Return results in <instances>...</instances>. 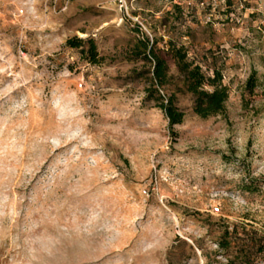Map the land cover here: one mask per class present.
Returning a JSON list of instances; mask_svg holds the SVG:
<instances>
[{"label":"rangeland","instance_id":"rangeland-1","mask_svg":"<svg viewBox=\"0 0 264 264\" xmlns=\"http://www.w3.org/2000/svg\"><path fill=\"white\" fill-rule=\"evenodd\" d=\"M170 41L223 74L224 113H194ZM262 247L264 0H0V264H264Z\"/></svg>","mask_w":264,"mask_h":264},{"label":"trees","instance_id":"trees-1","mask_svg":"<svg viewBox=\"0 0 264 264\" xmlns=\"http://www.w3.org/2000/svg\"><path fill=\"white\" fill-rule=\"evenodd\" d=\"M68 45L80 48L81 53L86 55L88 60L92 63L99 62L98 47L93 37L70 39ZM137 54L143 55L145 58L153 60L151 81L153 87L147 89L148 94H158L159 99H163L159 86H163L169 78L170 66L168 61L160 54L157 48V40L152 42L148 36L139 39L135 46ZM170 51L173 53L179 71L184 75V82L187 89L194 96L193 111L202 118H208L224 113L226 103L229 98V88L223 83V74L214 70L213 75H208L199 64L188 60L187 52L183 46H178L173 41H170ZM257 77L256 72H252L249 76L246 87L250 92L256 87ZM154 85H157L154 87ZM161 108L165 112L169 127L173 130L176 124L184 121L185 112L181 110L176 104L174 95H169L167 101L160 103ZM226 234H231L228 228L225 229ZM225 246V243H222ZM264 251V248H260ZM250 257H245L243 264H247Z\"/></svg>","mask_w":264,"mask_h":264}]
</instances>
